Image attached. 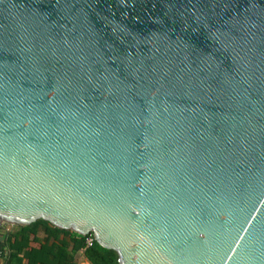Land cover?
Here are the masks:
<instances>
[{"label": "water", "instance_id": "water-1", "mask_svg": "<svg viewBox=\"0 0 264 264\" xmlns=\"http://www.w3.org/2000/svg\"><path fill=\"white\" fill-rule=\"evenodd\" d=\"M40 219L264 264V0H0V224Z\"/></svg>", "mask_w": 264, "mask_h": 264}, {"label": "trees", "instance_id": "trees-1", "mask_svg": "<svg viewBox=\"0 0 264 264\" xmlns=\"http://www.w3.org/2000/svg\"><path fill=\"white\" fill-rule=\"evenodd\" d=\"M45 234L41 237L40 233ZM8 264H78L76 256L83 252L92 264H120L118 252L97 241L87 246L86 236L55 227L40 219L30 225L17 226L8 236Z\"/></svg>", "mask_w": 264, "mask_h": 264}, {"label": "crops", "instance_id": "crops-1", "mask_svg": "<svg viewBox=\"0 0 264 264\" xmlns=\"http://www.w3.org/2000/svg\"><path fill=\"white\" fill-rule=\"evenodd\" d=\"M11 226H12L11 231H13L16 229L17 226H23V225H11ZM0 233H3V240H2L3 248L0 249V264H8L10 250L8 248L7 241H8L9 233L6 232V229L3 226H0ZM40 235L41 237L45 236L43 232H41ZM19 257L23 261L22 264H27V260L23 257L22 254H20ZM76 260L78 264H92L88 259V257H86L83 252L77 254Z\"/></svg>", "mask_w": 264, "mask_h": 264}, {"label": "built area", "instance_id": "built-area-1", "mask_svg": "<svg viewBox=\"0 0 264 264\" xmlns=\"http://www.w3.org/2000/svg\"><path fill=\"white\" fill-rule=\"evenodd\" d=\"M13 224H7V223H1L0 226H3L6 229L7 233L11 232L12 226ZM86 236V244L87 246H92L94 244V242L96 241L95 237L93 234H89V235H85Z\"/></svg>", "mask_w": 264, "mask_h": 264}]
</instances>
